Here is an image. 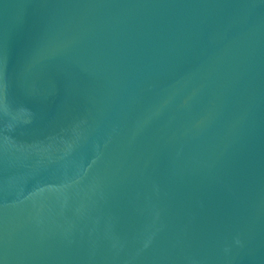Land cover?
Masks as SVG:
<instances>
[{
  "label": "water",
  "instance_id": "95a60500",
  "mask_svg": "<svg viewBox=\"0 0 264 264\" xmlns=\"http://www.w3.org/2000/svg\"><path fill=\"white\" fill-rule=\"evenodd\" d=\"M0 264H264V0H0Z\"/></svg>",
  "mask_w": 264,
  "mask_h": 264
}]
</instances>
